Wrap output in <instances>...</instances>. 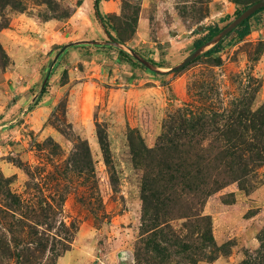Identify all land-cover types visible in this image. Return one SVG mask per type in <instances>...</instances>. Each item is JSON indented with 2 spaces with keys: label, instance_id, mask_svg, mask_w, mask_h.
Listing matches in <instances>:
<instances>
[{
  "label": "rangeland",
  "instance_id": "rangeland-1",
  "mask_svg": "<svg viewBox=\"0 0 264 264\" xmlns=\"http://www.w3.org/2000/svg\"><path fill=\"white\" fill-rule=\"evenodd\" d=\"M263 2L0 0V264H264Z\"/></svg>",
  "mask_w": 264,
  "mask_h": 264
},
{
  "label": "trees",
  "instance_id": "trees-1",
  "mask_svg": "<svg viewBox=\"0 0 264 264\" xmlns=\"http://www.w3.org/2000/svg\"><path fill=\"white\" fill-rule=\"evenodd\" d=\"M98 2L101 0H97ZM264 0H234V3L236 5L235 8V12H234V17L235 19L240 18L246 11H248L251 7L255 6L256 4L263 2ZM264 11V7L261 9H258L256 12H254L253 14H251L249 17H247L246 19H244L239 25H237V27L234 29L233 32L229 33L228 36H231L232 34H234V38L230 41V44L233 45L235 43H239L241 41H243L246 37H248L251 32H252V28L253 25L251 23V20L257 15V13L263 12ZM230 15H227L225 17H223L220 20V23H224V22H228L230 20ZM226 27H222L219 24H214V25H209L207 27H204V33L205 35L203 37H200L199 39H197L194 42V49L195 50H199L201 49L204 45H206L208 42L212 41L214 38H216L218 35H220ZM224 43V40H222L218 45H216L213 50L207 52L204 54V56L206 57H211V55L213 54V52H220L222 49V45ZM69 50V49H67ZM66 50V51H67ZM138 54V53H137ZM139 56H141L142 58H144L142 55L138 54ZM119 56H120V60L124 63H130L132 64L133 67H139L141 69H146V67L141 64L139 61H137L136 59H134L133 56H131L128 52L120 50L119 51ZM146 61H148L149 63H151L154 66H157L159 68H162L163 66L160 64L155 63V61L153 60H149V59H145ZM217 62H221V60L219 58H216ZM256 126L252 127V129H254ZM257 131H259L257 129ZM148 196L145 195V200H148Z\"/></svg>",
  "mask_w": 264,
  "mask_h": 264
},
{
  "label": "water",
  "instance_id": "water-1",
  "mask_svg": "<svg viewBox=\"0 0 264 264\" xmlns=\"http://www.w3.org/2000/svg\"><path fill=\"white\" fill-rule=\"evenodd\" d=\"M264 3V2H263ZM259 4V3H258ZM258 4H256L255 6H257ZM255 6H253V7H251L248 11H246L240 18H238V19H241V18H243V16L247 13V12H249L252 8H254ZM262 8V7H261ZM256 12V11H255ZM254 13V12H253ZM253 13H251V14H253ZM250 14V15H251ZM250 15H248L247 17H249ZM247 17H245L244 19H246ZM244 19H242L237 25H239ZM237 27V26H236ZM224 32V31H223ZM222 32V33H223ZM221 33V34H222ZM220 34V35H221ZM220 35H218L216 38H214L212 41H210L211 43L212 42H214V40H216ZM210 42H208V43H210ZM208 43L206 44V45H204L202 48H204L205 46H207L208 45ZM201 48V49H202ZM201 49H199V50H201ZM199 50H197V51H199ZM135 58H138V60H140L141 62H142V64L145 66V67H147V68H149V67H156V66H154V65H152L151 63H149L148 61H145V60H143V58L141 57V56H139L138 54H132ZM139 61V62H140Z\"/></svg>",
  "mask_w": 264,
  "mask_h": 264
},
{
  "label": "crops",
  "instance_id": "crops-1",
  "mask_svg": "<svg viewBox=\"0 0 264 264\" xmlns=\"http://www.w3.org/2000/svg\"><path fill=\"white\" fill-rule=\"evenodd\" d=\"M78 43H75V42H72V43H69V44H66V45H63V51L64 50H67V49H71V48H73V46H75V45H77ZM142 64V63H141Z\"/></svg>",
  "mask_w": 264,
  "mask_h": 264
}]
</instances>
